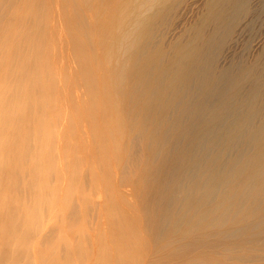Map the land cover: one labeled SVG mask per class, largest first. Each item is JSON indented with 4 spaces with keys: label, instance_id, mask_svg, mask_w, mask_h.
<instances>
[{
    "label": "bare ground",
    "instance_id": "6f19581e",
    "mask_svg": "<svg viewBox=\"0 0 264 264\" xmlns=\"http://www.w3.org/2000/svg\"><path fill=\"white\" fill-rule=\"evenodd\" d=\"M255 1L0 0V155H14L0 166V179L11 168L22 176L19 147L46 148L28 132H51L48 116L82 84L88 111L74 118L70 106L68 119L83 124L77 148L85 167L97 172L98 163L107 185L116 175L121 198L112 224L137 238L133 247L121 242V256L131 248L138 256L132 264H264V33L251 60L237 53L236 65L219 64L230 31L241 51L254 46L255 37L243 36L258 13ZM196 6L195 23L174 36L176 21ZM40 20L47 33L72 36L79 62L72 83L44 48ZM65 142L57 183L66 178ZM33 171L38 195L54 199L51 176ZM3 180L0 221L8 219L12 185ZM127 186L135 203L126 199ZM34 246L27 264H46ZM67 252L66 262L54 254L50 264H70L76 251ZM3 256L9 264L22 259Z\"/></svg>",
    "mask_w": 264,
    "mask_h": 264
},
{
    "label": "rangeland",
    "instance_id": "374dc122",
    "mask_svg": "<svg viewBox=\"0 0 264 264\" xmlns=\"http://www.w3.org/2000/svg\"><path fill=\"white\" fill-rule=\"evenodd\" d=\"M255 2L260 4L258 13L253 18L247 19L248 21L246 20L245 26L247 27L243 36L244 39H249L251 35L255 37L252 39L255 40L251 44V46H254H249V49L246 46L242 52L237 33L230 31L223 50L225 53L223 52L219 59L220 65H236L237 60H239L238 57L243 54L245 59L249 60L250 58L251 60L252 56L261 49L259 48L262 47L260 46L262 45L260 41L262 37L260 38V36L264 33V11H261V7H264V0ZM198 8V12L196 6L187 15H182L183 19L179 18L176 21L178 23H176V26L179 28L173 31L174 36L195 23L201 6H198ZM39 25L45 31L43 33L44 38H40L44 48L50 49L51 60L55 61L54 64L59 69L60 74L66 76L71 82L73 75L79 73V62L74 51L72 36L68 31H63L62 29L54 34L47 33V22L43 20H40ZM183 25L184 27H182ZM85 92L86 88L82 84L69 91L67 98L61 101V104L67 106L65 108L67 110L63 109L64 111L62 112L60 104L58 109L54 110L51 116H48L49 122L47 125L51 124V132L41 133L40 135L35 134V132H28V136L32 140L41 139L45 141L44 147L46 146V148H41L45 155L38 159L37 154L41 151L39 147L33 146L38 149L35 153L28 145L24 148L22 146L19 147V151L24 153L21 160L26 167L24 173L19 178L15 174L14 169L11 168L10 172L6 171L4 174V180L0 179V183L2 180L3 184L5 180H9L12 183L9 188L8 203L5 205L4 210L8 219L2 218L0 221V227L5 224L8 226L4 240H0V264L10 263L3 256L6 251H9L10 255L16 257L17 260L22 258L18 264H27V260L32 258L29 245L32 246L33 243H35L34 249H42V259H45L46 264H50L52 257L55 259L54 254H57L58 260L63 263L66 262L65 258L69 248L76 251L73 257L74 261L70 264H132L137 261V254L130 247H127L130 248L128 250L130 254L126 257L121 256V249L119 248L121 242L129 244L128 240H130L133 247V241L137 238L127 235L126 231L118 230L112 224V219L119 214L113 204L117 203L121 198L114 189L116 175L113 173V177L108 182L109 185H107L104 182L106 180V171L97 163V172L100 176L96 175L95 165L88 166L87 163L85 167V162L82 161L78 154L77 137L79 138L78 133L83 129V124L81 126L75 124L77 122L75 119L70 122L68 119L71 114L69 109L71 106L74 118H77L76 114L88 111L89 102L86 105L88 97ZM53 120H56L55 129L54 125H52ZM61 137L63 140H61ZM59 141L61 144L66 141L64 145L69 150L65 160L68 164V167L64 170L66 178L64 180L61 179V182L57 183L55 177L60 172ZM13 157V154L11 158L7 154L0 155V166H5ZM35 165L36 170L33 171L32 168ZM69 165L71 166L70 170ZM32 171L41 175L46 172L47 175L51 176L48 185L50 194L56 195L54 199L49 196L42 197L38 195L40 188L31 176ZM92 175L97 181L92 180ZM55 185L58 188L57 192L53 191ZM123 190L127 192L125 195L127 201L135 203V197L130 193L131 187H123ZM129 209L125 205V210ZM137 219L139 223L142 222L140 217H137ZM4 231L5 229L3 232L0 230V239ZM142 234L143 240L147 241L148 249L151 250V241H149L144 231L140 233V237ZM95 253L96 255L94 256Z\"/></svg>",
    "mask_w": 264,
    "mask_h": 264
}]
</instances>
